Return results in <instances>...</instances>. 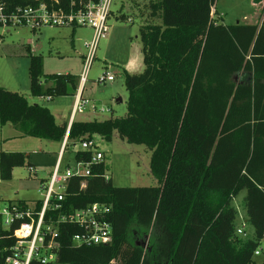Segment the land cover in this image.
I'll return each mask as SVG.
<instances>
[{"label":"trees","instance_id":"trees-1","mask_svg":"<svg viewBox=\"0 0 264 264\" xmlns=\"http://www.w3.org/2000/svg\"><path fill=\"white\" fill-rule=\"evenodd\" d=\"M11 8L31 0H7ZM150 20L140 27L145 70L125 72L127 116L59 125L50 109L0 88V124L21 137L63 143L115 133L150 151L157 186L116 187L106 162L68 184L69 211L100 204L111 208L113 242L76 247L75 225H62L59 264H257L264 239V18L261 25H224L217 0H144ZM156 20L161 23H156ZM44 59L30 58L34 97L73 95L79 78L52 75L45 88ZM69 128V130H68ZM75 146V145H74ZM78 151L75 161L89 162ZM31 166L24 152H1L0 175ZM246 190L253 239L237 234L233 200ZM40 208L41 202H38ZM58 216L59 212H55Z\"/></svg>","mask_w":264,"mask_h":264},{"label":"rangeland","instance_id":"rangeland-1","mask_svg":"<svg viewBox=\"0 0 264 264\" xmlns=\"http://www.w3.org/2000/svg\"><path fill=\"white\" fill-rule=\"evenodd\" d=\"M264 0H217L215 18L224 25H260L262 3ZM150 2L144 0H115L109 19V38L101 40L96 59L89 73V80L82 91L83 98L92 101L98 108L111 109L112 112L94 111L91 107L78 114L77 122H103L112 118L126 117L129 98L125 87V72L141 74L145 70L140 39V27L150 20ZM156 23L161 21L156 20ZM90 28H50L33 31L28 27L0 26V88L19 93L32 105H41L50 109L58 124L68 121L76 102V93L55 97L53 100L34 97L31 94L30 58L41 56L44 59L42 84L47 88L52 75H74L78 78L84 69V56L88 50L86 44L93 39ZM106 73L115 76L113 82L100 84L98 78ZM122 100V102H120ZM99 149L105 155L107 175L116 187L157 186V180L151 173L150 151L144 145L129 144L117 133L111 142L101 136L94 137ZM75 145V146H74ZM61 143L32 137H21L12 124L3 127L0 124V153L24 152L30 155V163L38 173L31 175L28 165L15 168L12 180L0 183V203L22 200L35 203L43 200L40 192L41 180L48 178L53 171ZM81 149L80 142H70L63 160L75 165V153ZM242 191L232 202L237 210L236 224L243 229L240 235L244 240L253 239L254 228L247 222L245 198ZM260 255L254 260L264 264V239L258 249Z\"/></svg>","mask_w":264,"mask_h":264},{"label":"built area","instance_id":"built-area-1","mask_svg":"<svg viewBox=\"0 0 264 264\" xmlns=\"http://www.w3.org/2000/svg\"><path fill=\"white\" fill-rule=\"evenodd\" d=\"M28 5L11 8L7 0H0V26L28 27L33 31L44 27L80 28L94 31L93 39L86 44L84 69L79 77V88L73 106L71 119L82 113L85 108L100 112L111 109L98 106L83 98L82 91L89 80V73L96 59L100 41L109 38V19L115 0H31ZM115 76L106 73L98 83L113 82ZM50 99V98H49ZM68 141V134L66 136ZM79 151L90 152L89 162L75 161L74 166L62 165L57 161L49 177L41 180L40 192L43 200L29 203L22 200L0 203V264H59L57 241L62 225H75L81 229L73 239L76 247L108 245L113 242V226L109 221L111 208L93 204L85 208L69 211L66 208L68 184L72 178H82L81 190L86 188V179L91 177V167L105 162V155L95 139L81 142ZM78 152V151H77ZM31 175H37L35 166L28 167ZM0 175V183L2 182ZM38 202H41L39 208ZM59 212L56 216L55 212ZM243 235L244 230L238 229ZM256 255H260L257 251Z\"/></svg>","mask_w":264,"mask_h":264},{"label":"crops","instance_id":"crops-1","mask_svg":"<svg viewBox=\"0 0 264 264\" xmlns=\"http://www.w3.org/2000/svg\"><path fill=\"white\" fill-rule=\"evenodd\" d=\"M262 5V11H263V13H262V15H261V18H262V20H261V23H262V21H263V18H264V1H263V3L261 4ZM261 23H260V25H261ZM52 84H50L49 86H51ZM48 86V87H49ZM120 102H122V100H120ZM77 117V116H76ZM76 117L74 118V119H71V115H70V117H69V119H68V121H64V123L63 124H65V123H68V125H69V128L71 127V125H72V123L74 122V121H76ZM63 124H59V125H63ZM9 125V124H8ZM7 126V125H6ZM6 126H3V127H6ZM69 128H68V130H69ZM15 129L17 130V131H19L16 127H15ZM21 134H20V132H19V136H20ZM65 141H66V139L64 140V142L61 144V148H60V151H59V154H58V157H57V161H59V159L61 158V162H62V165H63V160H64V158H65V155H66V153H67V150L65 149L66 148V145H67V142H66V144H65ZM57 161H56V163H57ZM56 165V164H55ZM34 166V165H33ZM65 166H71L69 163L67 164V165H65ZM64 167V166H63ZM44 179H46V178H44Z\"/></svg>","mask_w":264,"mask_h":264}]
</instances>
